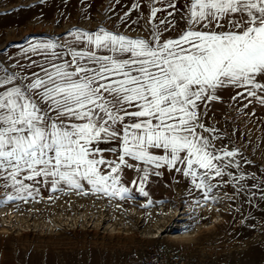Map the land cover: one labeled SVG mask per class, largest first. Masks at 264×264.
I'll return each instance as SVG.
<instances>
[{"label": "snow or ice", "instance_id": "snow-or-ice-1", "mask_svg": "<svg viewBox=\"0 0 264 264\" xmlns=\"http://www.w3.org/2000/svg\"><path fill=\"white\" fill-rule=\"evenodd\" d=\"M148 4L146 35L73 28L67 44L49 39L24 49L44 53L43 63L0 60V206L27 203L40 184L53 192L131 199L125 169L139 177L133 186L161 169L190 177L205 203L217 201L221 184L235 185L249 203L257 193L264 200V173L259 179L249 173L245 165L253 161L201 120L223 89H242L231 99L247 100L244 108L264 107V0ZM141 7L134 3L121 21ZM177 15L186 27L166 38L178 28ZM139 192L149 196L143 187ZM165 203L149 199L144 207Z\"/></svg>", "mask_w": 264, "mask_h": 264}, {"label": "rangeland", "instance_id": "rangeland-1", "mask_svg": "<svg viewBox=\"0 0 264 264\" xmlns=\"http://www.w3.org/2000/svg\"><path fill=\"white\" fill-rule=\"evenodd\" d=\"M136 2L142 7L121 21L120 17ZM148 12V0H119V3L115 0H0V41H4L0 45V60L8 57L2 51L18 40L19 34L20 40L36 38L39 43L59 39L73 28L90 31L103 27L126 36L146 35ZM163 15L166 14L158 13ZM178 17L176 22L182 28L185 23ZM247 103L242 97L230 101L223 106L220 120H212L209 126L226 134L223 144L229 145L231 141L240 147L244 156L253 161L245 169L255 172L259 179L264 173V107L253 103L244 108ZM43 187L39 185L40 189ZM215 191L218 199L208 209L207 216L211 219L217 214L218 221L209 228L202 227L205 222L201 223V228L187 238L198 226L194 220L199 216L186 217L184 232L187 233L179 234L186 238L166 243L179 245L183 253L196 258L195 264H264V200L257 193L249 203L244 193L235 194V185L221 184ZM3 195L0 192V197ZM91 204L62 203L59 197L53 201L40 191L29 197L27 203L9 201L0 206V264H138L129 255L111 254L118 249L133 251L137 241L110 236L113 227L106 228L108 222ZM74 212L82 215L79 217ZM76 217L78 222H74ZM48 221H56L58 226L49 230L44 224Z\"/></svg>", "mask_w": 264, "mask_h": 264}, {"label": "crops", "instance_id": "crops-1", "mask_svg": "<svg viewBox=\"0 0 264 264\" xmlns=\"http://www.w3.org/2000/svg\"><path fill=\"white\" fill-rule=\"evenodd\" d=\"M185 27L186 25L181 28L180 24H178V28L174 31H170L169 36L167 37L177 36L179 31ZM67 33L61 35V37H63L62 39L51 40L56 41L58 44H67V42L73 39V37L71 35H67ZM14 34H17V32H14ZM19 38L18 40H14L10 45H7L5 50L2 51V55L8 54V57L2 60L7 63V61L10 62L9 57H12L14 59H19L24 65H28L29 57H31L37 64L43 63L44 53L32 54L30 51L28 55H25L24 53V49H30L31 45L39 43L36 38H28L24 40H20ZM3 42L4 41L1 40L0 45ZM64 50H66V48ZM237 91H242V89L228 88L221 90L218 93L221 99L211 101L208 104L207 111L205 115L201 117V120L206 122L208 126L214 121V119L220 120L223 106L227 105L230 101H234L231 98L236 95ZM239 99H241V97L237 98V100ZM101 147H118V142L111 145H101ZM108 158L115 159L116 157L108 154ZM160 171L162 173L161 175H152L150 176L148 182L144 184L137 183V185L133 186L131 182L133 180H138L139 177L135 171L125 169L123 179L125 185L132 189L133 198L131 199L108 200L107 198H98L94 195H76L71 191H67L66 193L53 192L50 187L45 186L44 184V187L40 189V191H44L45 197L47 199L51 198L53 201L59 197L62 203L67 204H70L71 202L78 204H86L88 202L92 203L91 205H94L99 209V212L102 215L101 217L104 218V221L108 222V224L113 227L114 230L112 233H109L111 234L110 236H123L137 241L138 246H136L133 251L128 250L125 252L118 249L116 252H111L113 255H129L134 262V259L141 254L144 247L152 239L156 238L158 241L162 242L172 240L174 241L173 243L181 241L178 237L170 238L165 235L180 236L179 234H186L187 232H184V221L186 217L199 216V219L194 220V223H199L196 225H200L203 222L207 224L210 220L207 216V211L213 201L209 200L205 203L201 192L196 190L194 185H192L190 177L185 178L182 174L176 173L175 171H168L165 169H161ZM140 187H143L144 190L149 193L148 197H144L140 194ZM189 191L192 193L191 196L188 195ZM149 199L154 201L162 199L166 203L162 207L153 206L150 211H146L144 206L147 204ZM196 200H199L203 207L195 205L194 201ZM167 208L178 212L176 219L172 218V215L166 212L168 210ZM76 215L80 217L82 214L77 212ZM180 216L182 217V220H179ZM172 222H174V224H172ZM153 223H157V227L164 226V232L161 234L162 237H156L154 234L152 235V231H154V229H152Z\"/></svg>", "mask_w": 264, "mask_h": 264}, {"label": "built area", "instance_id": "built-area-1", "mask_svg": "<svg viewBox=\"0 0 264 264\" xmlns=\"http://www.w3.org/2000/svg\"><path fill=\"white\" fill-rule=\"evenodd\" d=\"M196 258L183 253L179 245L152 239L136 258L138 264H195Z\"/></svg>", "mask_w": 264, "mask_h": 264}, {"label": "bare ground", "instance_id": "bare-ground-1", "mask_svg": "<svg viewBox=\"0 0 264 264\" xmlns=\"http://www.w3.org/2000/svg\"><path fill=\"white\" fill-rule=\"evenodd\" d=\"M206 207V206H205ZM209 207H211V206H209ZM168 209V208H167ZM159 210V209H158ZM164 211V210H163ZM168 214H171L172 215V217L173 218H175L176 219V217L178 216V212H176V211H172L171 209L169 210H167L166 211ZM170 212V213H169ZM172 212V213H171ZM74 213H77V212H74ZM76 215V214H75ZM96 215V214H95ZM164 215V214H163ZM63 216V215H62ZM68 216V215H67ZM70 216V215H69ZM157 217V216H156ZM62 219L64 218V217H61ZM66 218H69V217H66ZM99 218V217H98ZM159 218V217H158ZM73 219V218H72ZM83 219V218H82ZM69 220H70V218H69ZM78 220H79V217H76L75 219H74V222H78ZM80 220H81V218H80ZM165 220V219H164ZM179 220H182V217L180 216L179 217ZM102 221V220H101ZM218 221V215L217 214H214L213 216H211V219L208 221V223L205 225V226H202V227H206V228H209V227H212L216 222ZM51 223H49V221H48V223L46 224V223H44L45 225H47V227H48V229H49V227H51V228H55V227H57L58 226V224H55L56 223V221L54 222V221H50ZM95 222V221H94ZM65 223H67V225H68V220L65 222ZM64 223V224H65ZM76 224H78V223H76ZM81 224V223H80ZM106 224V223H105ZM123 224H125V223H123ZM172 224H174V222H172ZM178 224V223H177ZM61 225V224H60ZM107 225V227L106 228H109L110 229V225L109 224H106ZM105 225V226H106ZM153 225V228L152 229H154V231H152L153 233H152V235L154 234V236H156V237H162L161 236V234H162V232H164L163 230H164V226H160V227H157V223H153L152 224ZM124 226V225H123ZM176 226V225H175ZM67 227H70V226H67ZM72 227H73V225H72ZM103 228V227H102ZM105 228V227H104ZM150 228V227H149ZM197 228H201V225H198V226H196V228L195 229H193L190 233H188L187 234V238H190L194 233H196V229ZM147 229V228H146ZM50 230V229H49ZM48 230V231H49ZM111 230V229H110ZM114 230V229H113ZM118 231V230H117ZM116 232V231H115ZM145 233V232H144ZM173 233V232H172ZM151 235V236H152ZM171 235V234H170ZM153 236V237H154ZM165 236H168V237H170V238H179L180 240L181 239H184V238H186V237H184L183 235H180V236H177V235H175V236H173V235H171V236H169V235H165ZM148 237V236H147Z\"/></svg>", "mask_w": 264, "mask_h": 264}]
</instances>
